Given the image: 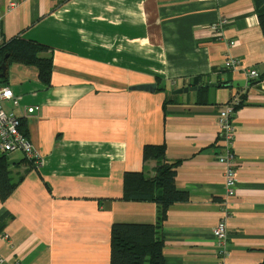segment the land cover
I'll use <instances>...</instances> for the list:
<instances>
[{
	"label": "crops",
	"instance_id": "1",
	"mask_svg": "<svg viewBox=\"0 0 264 264\" xmlns=\"http://www.w3.org/2000/svg\"><path fill=\"white\" fill-rule=\"evenodd\" d=\"M0 11L6 41L44 45L52 59L49 87L33 68H7L19 105L1 106L21 117L43 165L8 155L11 181L23 180L0 200V228L13 245L0 238L2 258L109 264L111 225L135 223L157 226L164 264H216L212 230L224 211L225 264L264 260V91L246 88L241 70L221 68L235 58L264 70L253 0H0ZM223 20L217 35L211 28ZM197 77L204 93H174ZM149 84L154 92L134 89ZM238 94L236 195L224 210L217 114ZM30 107L38 109L27 114ZM146 145H163V161L180 162L174 184L188 194L163 220L153 203L120 201L125 172L155 174L156 160L142 159Z\"/></svg>",
	"mask_w": 264,
	"mask_h": 264
},
{
	"label": "trees",
	"instance_id": "2",
	"mask_svg": "<svg viewBox=\"0 0 264 264\" xmlns=\"http://www.w3.org/2000/svg\"><path fill=\"white\" fill-rule=\"evenodd\" d=\"M257 23L264 39V0H253ZM16 64L30 67L36 71L37 79L44 87L50 86L52 74V59L49 48L36 42L24 41L19 38L6 41L0 47V84L6 85L7 68ZM5 67L1 76V66ZM259 80L264 79V70L260 73ZM201 78L191 80L189 86L201 87ZM204 83V82H202ZM232 82L223 83L230 85ZM249 86L257 85L254 81L248 82ZM161 91L162 88L156 89ZM205 87H201L198 96L204 93ZM241 90V89H239ZM239 92V91H238ZM239 103L235 106V112L244 106L245 97L239 94ZM234 117V116H233ZM232 117V118H233ZM22 125L20 133L26 137ZM9 154L0 153V200L4 202L16 189L23 176H19L14 183L11 181L8 171ZM163 145H146L142 150V159L156 160L157 166L152 177L145 176L142 172H125L122 179V195L120 201L153 203L157 207V213L163 220L169 207L177 202L188 200V194L176 190L174 181L176 168L179 161L173 163L164 162ZM25 161L31 168L37 167L30 160ZM4 218H2L3 222ZM156 227L153 224L113 223L109 231V264H164V244L157 237ZM0 228V234H2ZM264 264V260L260 263Z\"/></svg>",
	"mask_w": 264,
	"mask_h": 264
},
{
	"label": "built area",
	"instance_id": "3",
	"mask_svg": "<svg viewBox=\"0 0 264 264\" xmlns=\"http://www.w3.org/2000/svg\"><path fill=\"white\" fill-rule=\"evenodd\" d=\"M22 0H17L20 2ZM11 6V5H10ZM2 14L0 11V47L6 42L2 34ZM222 23H226L225 20L219 24V26H213L211 29L214 33L221 32ZM213 33V34H214ZM234 42H229V46ZM221 68L230 71L241 70L244 76L245 82L257 81V86L261 91H264V79L259 80L260 73L256 70L249 68H242L241 62L235 58L226 59ZM249 85L246 86L248 88ZM5 101H10L14 107L19 105V98L14 95L8 85L0 84V153L14 154L20 153L26 160H30L39 169L43 165V160L40 154L35 150L32 143L20 133L21 117L16 116L13 113H6L1 104ZM239 94L227 104L223 105L217 114V126H218V139L222 140L221 153L216 157V161L223 167L224 175V196L223 207L224 210L229 208V202L235 197V167L236 159L234 157L233 141H234V123L232 117L235 114V106L239 103ZM37 107L27 108L26 113L32 114ZM223 217L220 219L216 226L212 230L216 246V264H225V260L228 256V250L226 248V242L228 238V230L226 226L227 214L223 211ZM0 238L9 242V236L5 233L0 235ZM9 248L13 250V245L9 242ZM0 264H20L18 259H11L7 261L0 256Z\"/></svg>",
	"mask_w": 264,
	"mask_h": 264
},
{
	"label": "water",
	"instance_id": "4",
	"mask_svg": "<svg viewBox=\"0 0 264 264\" xmlns=\"http://www.w3.org/2000/svg\"><path fill=\"white\" fill-rule=\"evenodd\" d=\"M1 69H2V73H1V76L4 75V71H5V67L2 65L1 66ZM254 83H258L257 81H254ZM210 87H221L220 84H211L209 85ZM223 87H227V85H222ZM230 87H236V86H244V82L243 81H240V82H233L231 83L230 85H228ZM155 87H156V84H149V85H138V86H135L134 89L135 90H144V91H147V92H154L155 90ZM201 88L200 87H185V88H182V89H178V90H175L174 93L176 94H181V93H189V92H196V91H200ZM16 160L14 159H11V160H8V164H12V163H15Z\"/></svg>",
	"mask_w": 264,
	"mask_h": 264
},
{
	"label": "rangeland",
	"instance_id": "5",
	"mask_svg": "<svg viewBox=\"0 0 264 264\" xmlns=\"http://www.w3.org/2000/svg\"><path fill=\"white\" fill-rule=\"evenodd\" d=\"M26 138L29 139V138L27 137V135H26Z\"/></svg>",
	"mask_w": 264,
	"mask_h": 264
}]
</instances>
